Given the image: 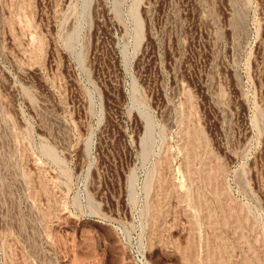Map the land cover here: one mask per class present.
Listing matches in <instances>:
<instances>
[{
  "label": "rangeland",
  "instance_id": "374dc122",
  "mask_svg": "<svg viewBox=\"0 0 264 264\" xmlns=\"http://www.w3.org/2000/svg\"><path fill=\"white\" fill-rule=\"evenodd\" d=\"M0 264H264V0H0Z\"/></svg>",
  "mask_w": 264,
  "mask_h": 264
}]
</instances>
